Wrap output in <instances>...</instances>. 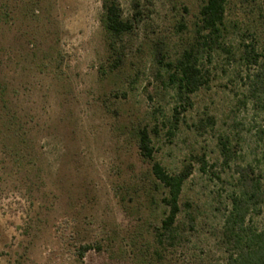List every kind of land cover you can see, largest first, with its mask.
Masks as SVG:
<instances>
[{
  "label": "rangeland",
  "instance_id": "obj_1",
  "mask_svg": "<svg viewBox=\"0 0 264 264\" xmlns=\"http://www.w3.org/2000/svg\"><path fill=\"white\" fill-rule=\"evenodd\" d=\"M117 1L133 30L118 44L113 72L102 0H17V15L2 25L8 110L0 101V264H80L83 245L93 248L84 264L227 262L217 208L227 204L230 186L225 174L221 182L203 173L197 158L204 154L207 167L220 163L218 136L233 131L234 118L252 120L250 107L237 105L242 85L230 82L232 67L221 58L206 63L211 81L170 136L163 124L175 100L159 62L188 46L203 0ZM260 24L258 0L229 1V42ZM207 117L216 124L200 136L193 124ZM145 125L159 127L157 162L173 173L193 167L180 204L193 206L197 224L166 253L153 240L162 195L150 186L151 165L134 135Z\"/></svg>",
  "mask_w": 264,
  "mask_h": 264
},
{
  "label": "trees",
  "instance_id": "obj_2",
  "mask_svg": "<svg viewBox=\"0 0 264 264\" xmlns=\"http://www.w3.org/2000/svg\"><path fill=\"white\" fill-rule=\"evenodd\" d=\"M229 1L203 0L188 46L174 60L161 57L162 85L170 90L175 100L172 114L163 125H167L170 136L175 135L185 114L194 106L193 96L211 81L212 73L206 63L221 58L224 65H231L233 78L230 82L236 85L239 81L242 85L237 94L238 108L247 110L250 107L252 120L246 122L234 118L233 131L218 136L220 163L207 167L204 154L197 161L201 171L211 178L223 182L221 177L225 174L224 183L230 186L227 204L223 210L217 208L228 254L226 264H264V220L260 224L254 221L264 216V0H258L260 29L239 32L237 44L228 41L226 11ZM102 9L100 23L104 40L111 55L115 56L109 66V72H113L121 63L117 56L118 44L132 32L133 24L123 19L117 0H102ZM13 14L17 15V0H0V30ZM5 92L6 87L0 85V101L3 109L8 110ZM215 124V118H200L193 124V129L202 136ZM12 127V122L5 123L6 129ZM158 129V125L152 129L145 125L138 127L134 135L141 160L151 165L150 186L162 195V217L153 227V240L160 253H166L179 245L195 229L197 222L193 206L184 203L182 208L180 204L193 167L187 164L173 173L155 160L153 137L158 136ZM92 249L91 245L79 247L80 264H84L83 258Z\"/></svg>",
  "mask_w": 264,
  "mask_h": 264
}]
</instances>
